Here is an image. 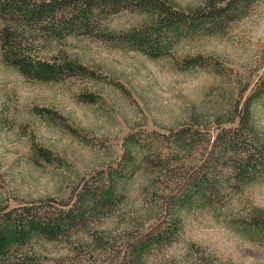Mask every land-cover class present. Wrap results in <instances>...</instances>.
<instances>
[{
  "label": "rangeland",
  "instance_id": "obj_1",
  "mask_svg": "<svg viewBox=\"0 0 264 264\" xmlns=\"http://www.w3.org/2000/svg\"><path fill=\"white\" fill-rule=\"evenodd\" d=\"M151 19L124 10L102 28L119 37ZM37 48L42 60L77 65L9 61L0 48V209L66 199L84 177L119 168L123 199L112 215L89 232L26 247L42 264H119L130 241L168 220L169 196L204 158L176 155L170 133L214 130L264 75V0L228 30L184 38L163 55L95 35ZM252 113L264 137V94ZM234 190L180 209L176 237L146 264H264V177Z\"/></svg>",
  "mask_w": 264,
  "mask_h": 264
},
{
  "label": "trees",
  "instance_id": "obj_2",
  "mask_svg": "<svg viewBox=\"0 0 264 264\" xmlns=\"http://www.w3.org/2000/svg\"><path fill=\"white\" fill-rule=\"evenodd\" d=\"M257 1L204 0L184 8L173 0H0V48L9 61L31 60L63 68L77 64L42 60L35 54L37 46H52L72 35H95L163 55L184 38L228 30L247 16ZM124 10L146 12L152 19L119 37L104 32L102 22ZM247 89L241 90L227 122L216 118L214 130L204 133L191 124L170 133L176 155L198 151L204 158L193 167L183 188L169 196L168 220L130 241L119 264H146L153 249L171 243L178 232L180 209L196 202L213 205L228 190L239 191L264 177V137L258 133L252 113V106L264 94V75L244 96ZM119 171L101 169L84 177L63 200L47 198L2 207L0 264H42L26 251L34 239H69L89 232L112 215L123 199Z\"/></svg>",
  "mask_w": 264,
  "mask_h": 264
}]
</instances>
